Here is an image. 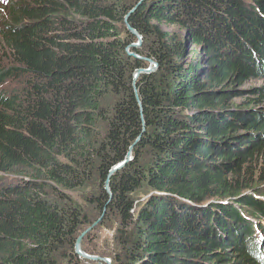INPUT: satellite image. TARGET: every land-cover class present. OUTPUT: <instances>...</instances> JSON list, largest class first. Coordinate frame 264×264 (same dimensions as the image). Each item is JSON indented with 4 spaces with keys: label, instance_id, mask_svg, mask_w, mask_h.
Segmentation results:
<instances>
[{
    "label": "trees",
    "instance_id": "obj_1",
    "mask_svg": "<svg viewBox=\"0 0 264 264\" xmlns=\"http://www.w3.org/2000/svg\"><path fill=\"white\" fill-rule=\"evenodd\" d=\"M139 1L4 0L16 74L1 81L24 83L0 92V264H95L74 252L89 220L72 193L97 178L87 202L120 220L111 264H264V111L227 114L207 88L264 71V0H143L129 51L157 69L136 80L141 112L132 78L148 65L120 31Z\"/></svg>",
    "mask_w": 264,
    "mask_h": 264
},
{
    "label": "rangeland",
    "instance_id": "obj_2",
    "mask_svg": "<svg viewBox=\"0 0 264 264\" xmlns=\"http://www.w3.org/2000/svg\"><path fill=\"white\" fill-rule=\"evenodd\" d=\"M4 0H0V17L2 16V8H3V2ZM8 1V0H7ZM132 1V0H129ZM2 18V17H1ZM160 28L164 31L168 32H174L178 33L181 36H184L185 31L181 29L177 25H171V24H165L161 23L159 24ZM120 31L122 34V37L126 35V27L124 22L120 24ZM138 41L136 40L135 43ZM142 42V41H141ZM191 46V44H189ZM199 47H193L194 50H197ZM131 53H134L130 51ZM135 54V53H134ZM137 55V54H136ZM260 63V62H259ZM262 65V63H260ZM261 73L257 75V77L253 79H249L245 82H242L241 84H235L233 86L232 83L227 82L226 84H215L211 86H208L207 88H214L216 90L218 89H224L225 95L228 96V100L224 103L221 102L218 105V109L223 107L227 109L228 112H234L239 114H247V111H259L254 113H263L260 111H264V95H261L262 89H264V71L260 70ZM16 74L15 72V66L11 63V59L4 49H2L0 45V92L1 91H11L16 88H21L22 84L24 83L22 80L19 79H11L8 78L4 81V83L1 84V78L3 77V74ZM19 75H17V78ZM3 80V79H2ZM261 98V99H259ZM258 100L257 103H253V101ZM255 109V110H254ZM243 127H239L238 131L232 132L230 135L232 137H240L242 135H245L246 132L242 129ZM100 185L99 179H95L91 186L79 190L72 193V197L75 200V202L80 205L87 216V219L89 220V223L82 227V230H85L89 225L94 224L95 222H98V225L93 229L84 239L81 246V249L84 253L92 255V256H99L105 259L111 260V253L112 251L119 250V245L117 242L116 237V230L119 225V216L113 212V211H102L99 210V208L95 204H91L87 202L86 196L88 194H96L97 193V186ZM249 190H246L245 192H248ZM258 191L264 193V183L258 187ZM134 198L136 201H142L144 197V192H138L134 195ZM259 230V228H257ZM262 230H259L257 234L259 235L261 233L262 240L264 243V234L260 232ZM259 246V251L264 249L261 245ZM83 248H87V251H84ZM228 251V250H227ZM234 251V250H233ZM232 250L229 249V253L232 254L231 260H238V257H235L233 255ZM238 256V255H237ZM84 260V259H83ZM87 261V260H86ZM91 262V261H90ZM94 263V262H92ZM60 264H64V261H61ZM97 264V263H95ZM243 264H247V261L243 262Z\"/></svg>",
    "mask_w": 264,
    "mask_h": 264
},
{
    "label": "water",
    "instance_id": "obj_3",
    "mask_svg": "<svg viewBox=\"0 0 264 264\" xmlns=\"http://www.w3.org/2000/svg\"><path fill=\"white\" fill-rule=\"evenodd\" d=\"M143 0H140L138 2L137 5H135L131 11L125 16L124 18V24H125V27L127 29V31L129 33H131L133 36L136 37L137 39V43H132L130 44L128 47H127V54L131 57H134V58H137V59H141V60H144L146 63H147V68H140V69H137L135 70L134 74H133V78H132V86H133V91H134V96H135V99L139 105V108H140V112H141V102H140V99H139V96H138V92L136 90V80L137 78L140 76V75H143V74H149L151 73L152 71L156 70L157 68V65L154 63L153 60L151 59H148V58H145V57H140L134 53H131L129 50L131 49H134V48H138L140 45H141V41H142V38L141 36L136 32V30H134L128 23V17L129 15L141 4ZM132 149H133V145L129 147V151L126 155V158L124 161H122L121 163L117 164L116 166H114L110 171H109V174H108V177L104 183V189L107 193L110 194V189H109V179L110 177L114 174V172L120 168H122L127 162H129L131 159H132ZM214 201H210L209 204H212ZM228 203V200L227 199H224V201L222 202H219V204H222V205H227ZM208 203L204 205V207H207ZM98 225V222H95L94 224L88 226L85 230H83L79 236L77 237L76 239V242H75V246H74V252L75 254L80 257L81 259H84V260H87V261H91V262H94V263H97V264H111V262L105 258H102V257H99V256H92V255H89V254H86L82 251L81 249V245H82V241L83 239L93 230L95 229V227Z\"/></svg>",
    "mask_w": 264,
    "mask_h": 264
},
{
    "label": "clouds",
    "instance_id": "obj_4",
    "mask_svg": "<svg viewBox=\"0 0 264 264\" xmlns=\"http://www.w3.org/2000/svg\"><path fill=\"white\" fill-rule=\"evenodd\" d=\"M4 2V1H3ZM137 40V39H136ZM157 69V68H156ZM6 80V79H5ZM4 80V81H5ZM4 81H1V84L2 83H4ZM2 92V91H1ZM262 224V223H261ZM259 228V227H258ZM259 230H261L260 228H259ZM259 230H257V228H256V230H255V233H256V236H259L258 234H257V232H259ZM82 246V245H81ZM261 247H263V246H261ZM260 248V247H259ZM80 258V257H79ZM258 259H260L261 260V263L263 262L264 263V249H262L261 251H259V253H258ZM107 260H109V259H107ZM110 262H111V260H109Z\"/></svg>",
    "mask_w": 264,
    "mask_h": 264
},
{
    "label": "bare ground",
    "instance_id": "obj_5",
    "mask_svg": "<svg viewBox=\"0 0 264 264\" xmlns=\"http://www.w3.org/2000/svg\"><path fill=\"white\" fill-rule=\"evenodd\" d=\"M261 235V234H260Z\"/></svg>",
    "mask_w": 264,
    "mask_h": 264
}]
</instances>
